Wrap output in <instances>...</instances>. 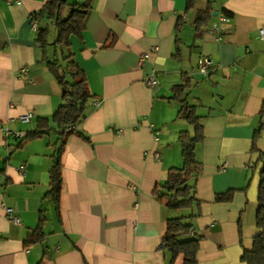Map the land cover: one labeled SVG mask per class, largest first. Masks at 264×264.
<instances>
[{"label":"crops","instance_id":"crops-1","mask_svg":"<svg viewBox=\"0 0 264 264\" xmlns=\"http://www.w3.org/2000/svg\"><path fill=\"white\" fill-rule=\"evenodd\" d=\"M67 1L55 11L47 0H0V264H170L163 246L167 220L192 212V234L202 238L198 264H246L242 253L258 233L262 164H256L253 137L264 121V0H196L189 10L187 0H92L82 39L73 36L66 51L100 100L76 127L86 137L70 132L62 139L52 131L38 139L7 138L5 126L33 131L62 104V87L43 60L31 15L38 13L39 27L51 32L58 16L83 2ZM207 7L211 14L198 34L196 18ZM144 53L150 56L142 61ZM203 56L213 60L208 76L198 72ZM49 57L57 58L55 50L49 48ZM24 67L27 74L20 76ZM154 72L159 84L149 86L145 80ZM185 79L183 98L198 106L204 126L196 147L201 173L190 182L200 205L170 212L155 189L170 168L184 164L181 132L194 135L172 98ZM29 113L30 122L19 119ZM61 145L59 216L46 193ZM256 145L264 150V134ZM228 190H235L233 199L218 202ZM4 206L20 224L5 217ZM41 211L45 238L26 247Z\"/></svg>","mask_w":264,"mask_h":264},{"label":"trees","instance_id":"trees-1","mask_svg":"<svg viewBox=\"0 0 264 264\" xmlns=\"http://www.w3.org/2000/svg\"><path fill=\"white\" fill-rule=\"evenodd\" d=\"M72 4V10L67 17L58 16L55 20L57 35L55 40H49L50 29L39 27L37 40L43 49V60L46 61L50 71L62 87V104L54 112L51 118H39L38 126L35 130L27 132L23 139H38L57 131L63 139L70 132H76L81 136L85 134L76 129L87 115L89 107L94 105V95L89 87L85 72L79 65L72 60L73 54H66L67 49L72 45V37L79 39L83 37L85 29V19L91 8L92 0H82ZM68 3L67 0H47L46 7L51 10H59ZM196 0H187V10L194 7ZM211 14V7L201 10L196 18L195 25L198 34ZM108 45H113L110 42ZM55 48L57 58L52 60L49 57V47ZM59 50L63 59H60ZM181 46L179 40H176V56L179 55ZM189 81L185 79L184 83L173 87L175 100L182 104L180 116L185 118L194 126V135L187 131H182L179 141L182 145V155L184 164L182 167H172L169 170L166 181L155 189L156 197L166 205L170 212L182 209H193L194 205L200 202L195 198V184L191 180L197 179L201 173V163L196 158V147L204 139V126L202 116L197 113L198 106L190 104L183 98ZM93 104V105H92ZM95 106V105H94ZM96 107V106H95ZM264 116V101L261 110ZM264 134V121L261 123L253 137V151L259 153V159L256 164L261 163L260 185L258 195V208L256 211V227L258 233L254 236L253 247L244 249L241 260L246 264H264V150L257 148L256 142ZM63 146L57 148L53 155L54 162L50 169V188L46 197H50L56 204V210L60 216V199L63 185L61 155ZM235 190H228L219 193L216 197L218 202H229L234 197ZM197 213L192 212L189 216H172L167 220V228L163 236V246L170 253V264H175L179 258H182V264H198L197 254L201 247V237L192 234L193 223L191 222ZM187 220H190L188 222ZM46 218L41 211L38 225L34 231L28 234L25 240V246L28 247L45 238L44 224ZM43 264V259L38 263Z\"/></svg>","mask_w":264,"mask_h":264},{"label":"built area","instance_id":"built-area-1","mask_svg":"<svg viewBox=\"0 0 264 264\" xmlns=\"http://www.w3.org/2000/svg\"><path fill=\"white\" fill-rule=\"evenodd\" d=\"M13 0H7V2H12ZM222 20H226V17H223ZM31 22H32V28L34 31H38L39 29V14L38 13H33L31 15ZM262 33H263V30H262ZM218 40H220L221 38L218 36L217 37ZM159 49L158 46H155L154 47V50L157 51ZM150 54L149 53H144L142 56H141V60H145L147 58H149ZM213 68V60L209 57V56H203L199 59L198 61V72L203 75V76H208L210 71L212 70ZM27 71H28V68H21L20 69V76H23V75H26L27 74ZM146 83L149 85V86H155V85H158L159 84V80L157 78V74L156 72L153 73L152 76L146 78ZM94 105L95 106H99L100 105V100H94ZM33 113H29V114H26V115H22L20 116V120L22 122H30L33 118ZM149 129L153 132L154 134V137H155V140H158L159 138V131L157 130V128L154 126V124H149ZM4 132H5V135L7 138L9 137H15V138H18V139H24L26 136H27V132L26 131H17V130H13L11 129L10 127H7L5 126L4 128ZM146 155H151V152L150 151H146ZM153 157L155 158V160L157 161H160L161 158H160V155L157 153V152H154L153 153ZM225 167V166H224ZM19 170L21 173H25V165H20L19 166ZM130 187L132 189H135V185L134 184H131ZM4 209H5V217L12 221L13 223L15 224H20L21 222V219L20 217L14 213V210L10 207H7V206H4Z\"/></svg>","mask_w":264,"mask_h":264},{"label":"rangeland","instance_id":"rangeland-1","mask_svg":"<svg viewBox=\"0 0 264 264\" xmlns=\"http://www.w3.org/2000/svg\"><path fill=\"white\" fill-rule=\"evenodd\" d=\"M73 1V0H72ZM70 8V10H69V12H68V14H70V12H71V10H72V7L70 6L69 7ZM63 16L65 17V15H64V12H63ZM56 35H57V31H56V29L54 28L53 30H51V32H50V38H52V41L53 40H55V37H56ZM74 39V38H73ZM75 40V39H74ZM49 48H51V50L53 51V50H55V48L53 47V46H50ZM59 56H60V59H63L62 57V55H61V50H59ZM194 103V102H193ZM198 112H199V110H198ZM186 120V119H185ZM187 121V120H186ZM188 122V121H187ZM188 124H191V123H189L188 122ZM189 126H192V125H189ZM192 128V127H191ZM191 133L193 134V130L191 131Z\"/></svg>","mask_w":264,"mask_h":264}]
</instances>
